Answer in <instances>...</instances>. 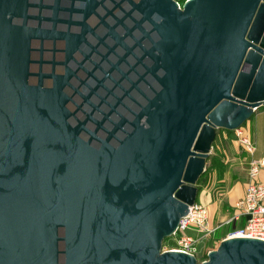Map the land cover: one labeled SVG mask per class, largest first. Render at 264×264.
I'll use <instances>...</instances> for the list:
<instances>
[{
    "label": "water",
    "instance_id": "obj_1",
    "mask_svg": "<svg viewBox=\"0 0 264 264\" xmlns=\"http://www.w3.org/2000/svg\"><path fill=\"white\" fill-rule=\"evenodd\" d=\"M262 107L264 0H0V264H199L163 243Z\"/></svg>",
    "mask_w": 264,
    "mask_h": 264
},
{
    "label": "crops",
    "instance_id": "obj_2",
    "mask_svg": "<svg viewBox=\"0 0 264 264\" xmlns=\"http://www.w3.org/2000/svg\"><path fill=\"white\" fill-rule=\"evenodd\" d=\"M260 109L257 111L259 112ZM257 111L256 113H258ZM246 127L248 128V135L256 145V153L254 156H248L244 153L238 141L233 137L225 132H222V134L218 132L216 141L213 145L212 154L207 161V164L212 160L218 163L211 174L213 178L212 187H214L216 181H220V184L224 186V190H221L223 194H218L223 199L220 198L218 202L213 203L210 201L211 196L216 195L214 194L215 189H212V187L206 188L203 190V194L199 195L200 202L205 204L209 210L211 209L210 214L213 222L216 221V215L219 216L222 214V219H224V221L222 220L221 224H228V220L233 218L232 215L235 211V203L245 196L246 188L249 183V174L248 171L244 172V166H248V161L250 160L258 161L264 158V112L256 114L254 119L246 123ZM260 180L264 181V170L261 172ZM245 223L246 218H243L239 221L232 222V224L228 226H230V228H232V226L241 228ZM211 229L213 228L211 227ZM227 237H225V239ZM209 252H211V250Z\"/></svg>",
    "mask_w": 264,
    "mask_h": 264
},
{
    "label": "built area",
    "instance_id": "obj_3",
    "mask_svg": "<svg viewBox=\"0 0 264 264\" xmlns=\"http://www.w3.org/2000/svg\"><path fill=\"white\" fill-rule=\"evenodd\" d=\"M237 135L244 151L254 156L256 145L251 137L242 129H238ZM264 170V158L250 162L249 183L245 196L235 203L236 214L228 223L246 218L243 227L231 232L228 238H249L264 241V181L260 180ZM250 217V219H248ZM210 218L207 206L196 203L190 207L187 215L181 218L177 231L170 238H177V246L165 251H176L195 256L196 249L194 238L188 235L189 231L199 233H211ZM179 235L181 236L180 238Z\"/></svg>",
    "mask_w": 264,
    "mask_h": 264
},
{
    "label": "rangeland",
    "instance_id": "obj_4",
    "mask_svg": "<svg viewBox=\"0 0 264 264\" xmlns=\"http://www.w3.org/2000/svg\"><path fill=\"white\" fill-rule=\"evenodd\" d=\"M263 112H264V107H262L258 113H255V115H254V117L252 119L255 118L256 114L263 113ZM240 129H242L243 132L246 135H248V133H247V129L248 128L246 127V124H244ZM222 132H225L226 134L230 135L235 140H237L239 145H240V147H241V150L244 153H246L244 151V149L242 148L240 142H239V137L237 135V131L236 130L235 131H231V132L220 131V134H222ZM250 162H251V160L248 161V166H244V172L248 171V174H249ZM217 164L218 163L216 162V165ZM208 167H209V165H208ZM208 167H207V169H208ZM207 169H206L205 174L200 178V180L198 181V184H197V187L199 188V195H202L203 194V190H205L206 188L212 187V179L213 178H212L211 172L214 171V169L211 170L210 172ZM220 183H221L220 181H216L215 184H214V187H212V189H215V191H214L215 193L214 194H216V195L211 196V198H210V201L213 202V203L214 202H218L219 199L221 198L220 195L223 194V191H221V190H224V186H222ZM219 193H221V194L218 195ZM218 196H219V198H218ZM199 199H200V197L198 196V199H197L196 203L201 204V205H205L202 202H200L201 200H199ZM221 199H223V198H221ZM207 209H208V212H209V218H210L209 221H210L211 227L213 228L212 232L211 233H207V234L199 233V232H196V231H189L188 232V235H190V236H192L194 238V241H195L194 246H195V249H196L195 258L198 259L199 264L207 261L209 251L210 250L213 251V250L218 249V247L220 246L221 242L225 239V237H227V235H229V233H231V232H233V231L238 229V226H232V228H230V226H228V225L232 224V222L228 223V224L224 223L225 225L221 224L222 220L224 221V219H222V214L219 215V216L216 215V221H218V222H216V221L213 222L211 220V214H210L211 209L209 210L208 207H207ZM235 214H236V209H235L234 214L232 216L234 217ZM219 220H220V222H219ZM228 222H229V220H228ZM180 237L181 236L179 235L178 238H180ZM176 246H177V238H170L169 237L163 243V249L164 250H169L171 248H175Z\"/></svg>",
    "mask_w": 264,
    "mask_h": 264
},
{
    "label": "trees",
    "instance_id": "obj_5",
    "mask_svg": "<svg viewBox=\"0 0 264 264\" xmlns=\"http://www.w3.org/2000/svg\"><path fill=\"white\" fill-rule=\"evenodd\" d=\"M220 131H228V132H231L230 130H219L218 132H220ZM218 135V134H217ZM208 165H209V167H208ZM207 167H208V171L210 172L211 170H213V169H215V167H216V161L215 160H212L209 164H207ZM213 172V171H212ZM212 172H211V174H212ZM205 174V173H204ZM203 174V175H204ZM202 175V176H203Z\"/></svg>",
    "mask_w": 264,
    "mask_h": 264
},
{
    "label": "bare ground",
    "instance_id": "obj_6",
    "mask_svg": "<svg viewBox=\"0 0 264 264\" xmlns=\"http://www.w3.org/2000/svg\"><path fill=\"white\" fill-rule=\"evenodd\" d=\"M228 238V237H227Z\"/></svg>",
    "mask_w": 264,
    "mask_h": 264
}]
</instances>
